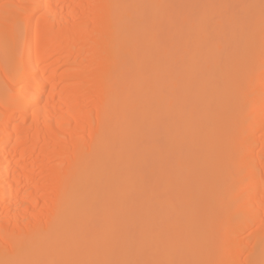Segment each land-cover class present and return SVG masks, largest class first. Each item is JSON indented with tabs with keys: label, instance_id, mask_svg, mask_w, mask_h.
<instances>
[{
	"label": "bare ground",
	"instance_id": "6f19581e",
	"mask_svg": "<svg viewBox=\"0 0 264 264\" xmlns=\"http://www.w3.org/2000/svg\"><path fill=\"white\" fill-rule=\"evenodd\" d=\"M0 264H264V0H0Z\"/></svg>",
	"mask_w": 264,
	"mask_h": 264
}]
</instances>
